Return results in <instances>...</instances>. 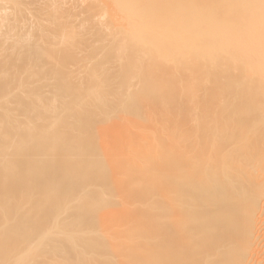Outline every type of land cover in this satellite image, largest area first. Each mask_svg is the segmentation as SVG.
Listing matches in <instances>:
<instances>
[{
	"label": "bare ground",
	"instance_id": "6f19581e",
	"mask_svg": "<svg viewBox=\"0 0 264 264\" xmlns=\"http://www.w3.org/2000/svg\"><path fill=\"white\" fill-rule=\"evenodd\" d=\"M96 258L264 264V0H0V264Z\"/></svg>",
	"mask_w": 264,
	"mask_h": 264
},
{
	"label": "rangeland",
	"instance_id": "374dc122",
	"mask_svg": "<svg viewBox=\"0 0 264 264\" xmlns=\"http://www.w3.org/2000/svg\"><path fill=\"white\" fill-rule=\"evenodd\" d=\"M50 47H54L57 50L64 49V45H48ZM72 53V58L65 61L63 64H59L55 60L49 58L50 64L48 63V68H50L49 71V82L56 83L59 79H71L76 84H90L94 81H97L98 78H95L90 74L89 72L92 70L93 66L92 64L96 61H104V64L102 66V71H108L109 61L107 59L108 54L105 50V45H76L73 49L70 51ZM77 58V60L73 59ZM52 63V64H51ZM53 67H57L59 70L55 71L52 70ZM51 92V91H50ZM49 92V95H50ZM56 93H59V90H56ZM52 94V93H51ZM60 200V199H59ZM11 223V222H10ZM52 222H50L48 225L43 224L42 227L38 230H34L32 234V239L30 241H27L24 243V247H32L36 242H38L41 238V230L43 227L48 226L49 228L52 226ZM20 226L22 224L20 223ZM12 232H17V237H21L20 232L18 231L16 225H11L8 228ZM51 237H49V240ZM75 254L79 255V253L74 252ZM89 255H94L93 252H89ZM133 261H140L142 256H132L130 257ZM6 259L8 257L6 256ZM51 259V258H49ZM9 260V259H8ZM43 260V261H42ZM47 259L41 258L39 260L42 261L41 263L45 262ZM98 264H106L107 261L105 258H96Z\"/></svg>",
	"mask_w": 264,
	"mask_h": 264
}]
</instances>
